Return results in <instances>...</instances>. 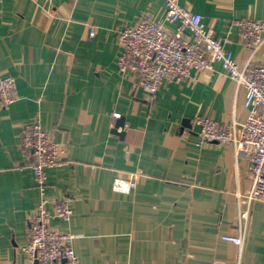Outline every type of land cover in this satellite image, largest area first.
Instances as JSON below:
<instances>
[{"label":"crops","instance_id":"crops-1","mask_svg":"<svg viewBox=\"0 0 264 264\" xmlns=\"http://www.w3.org/2000/svg\"><path fill=\"white\" fill-rule=\"evenodd\" d=\"M180 3L240 67L250 58L264 65V46L254 51L235 23L264 21V0ZM165 12L163 0H0V77L17 84L12 103L0 99V264H28L23 248L42 193L22 133L35 120L65 151L47 171V195L71 202V220L52 225L75 235L81 264H264V202L250 207L242 250L222 239L238 232L250 156L205 142L195 124L246 121L245 89L215 64L214 75L192 70L150 98L118 71L120 32Z\"/></svg>","mask_w":264,"mask_h":264},{"label":"built area","instance_id":"built-area-1","mask_svg":"<svg viewBox=\"0 0 264 264\" xmlns=\"http://www.w3.org/2000/svg\"><path fill=\"white\" fill-rule=\"evenodd\" d=\"M163 1L166 12L162 18L144 14L135 25L120 32L118 71L122 76L134 77L150 98L156 96L165 80L183 81L191 77L192 70L214 75L215 64H220L223 71L245 89L244 106L249 112L246 121L224 124L203 117L195 120L205 142L232 145L237 156H250L251 186L237 193L238 232L222 236L242 250L250 207L256 201L264 202V65L250 58L240 67L233 52L225 47L224 40L206 27L200 13L181 5L180 0ZM235 23L254 51L264 46V21L241 19ZM95 34L92 29L90 36ZM16 95L15 78L11 75L0 77L1 101L9 105ZM113 117L120 118V114L114 113ZM22 145L32 152L31 169L42 193L30 217L29 242L23 248L28 264H81L73 246L75 235L52 225L54 219L71 220V202L65 197L47 195V171L64 164L62 154L65 151L38 120L24 127ZM138 179L139 175H134L127 182L128 187H136Z\"/></svg>","mask_w":264,"mask_h":264},{"label":"water","instance_id":"water-1","mask_svg":"<svg viewBox=\"0 0 264 264\" xmlns=\"http://www.w3.org/2000/svg\"><path fill=\"white\" fill-rule=\"evenodd\" d=\"M119 127H124V119H119L116 123V130L119 128Z\"/></svg>","mask_w":264,"mask_h":264}]
</instances>
